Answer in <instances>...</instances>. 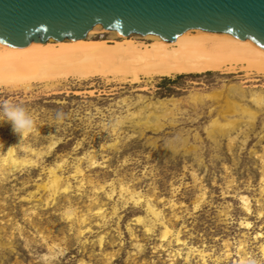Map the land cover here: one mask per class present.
<instances>
[{"label":"rangeland","instance_id":"rangeland-1","mask_svg":"<svg viewBox=\"0 0 264 264\" xmlns=\"http://www.w3.org/2000/svg\"><path fill=\"white\" fill-rule=\"evenodd\" d=\"M242 71L0 87V103L35 121L23 137L0 124V264H264V113L209 132L231 118L227 88L254 107L250 95L264 94V74ZM10 147L35 165L12 171Z\"/></svg>","mask_w":264,"mask_h":264},{"label":"bare ground","instance_id":"bare-ground-1","mask_svg":"<svg viewBox=\"0 0 264 264\" xmlns=\"http://www.w3.org/2000/svg\"><path fill=\"white\" fill-rule=\"evenodd\" d=\"M98 30L111 33L113 38L94 37ZM138 36L151 42H139L134 39ZM238 70L264 74V50L250 40H240L231 33L199 28L184 32L173 42L164 41L161 36L155 34L121 35L117 31L106 30L102 25H97L86 38L78 40L65 39L59 42L51 39L40 44L32 42L26 47L0 43V87L25 86L28 83L55 85L70 78L87 80L94 77H112L137 83L142 77L174 78L210 71L231 73ZM221 92L217 96H221ZM226 92V113L231 118L225 122L218 119L212 121L209 132L214 138L230 135L240 129L243 123L255 126L257 117L264 113V94L250 95L251 103L257 105L254 107L248 105L246 93L237 86H230ZM198 98L201 100V96ZM168 101L175 103L177 99ZM240 113L246 120L241 121L236 117ZM156 116V126L161 128L163 123L160 120L163 114ZM144 124L146 128L152 127L149 119ZM233 140L235 138H231L232 142ZM3 160L4 165L12 171L36 163V160L31 158H19L14 147L9 148ZM61 166L59 164V167ZM76 172L82 173L83 170L78 168ZM51 174L53 180L48 184V189L56 195L59 192L61 176L55 168H52ZM204 179L203 177L201 181ZM262 180L264 182V176ZM126 190L128 188H122V192ZM132 198L136 204L144 201L141 194L136 196L132 193ZM148 207L156 218L161 217L160 211L150 205ZM68 214L69 217L73 215L71 211ZM137 220L141 222L142 218ZM171 235V227L165 225L163 239L166 240Z\"/></svg>","mask_w":264,"mask_h":264},{"label":"water","instance_id":"water-1","mask_svg":"<svg viewBox=\"0 0 264 264\" xmlns=\"http://www.w3.org/2000/svg\"><path fill=\"white\" fill-rule=\"evenodd\" d=\"M97 25L173 42L184 32H228L264 50V0H0V43L26 47L86 38Z\"/></svg>","mask_w":264,"mask_h":264},{"label":"clouds","instance_id":"clouds-1","mask_svg":"<svg viewBox=\"0 0 264 264\" xmlns=\"http://www.w3.org/2000/svg\"><path fill=\"white\" fill-rule=\"evenodd\" d=\"M3 122H9L13 133L20 137L31 133L35 128V121L28 112L9 101L0 103V124Z\"/></svg>","mask_w":264,"mask_h":264}]
</instances>
